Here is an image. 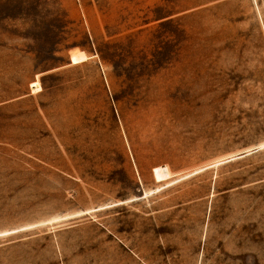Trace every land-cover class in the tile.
<instances>
[{
    "label": "rangeland",
    "instance_id": "rangeland-1",
    "mask_svg": "<svg viewBox=\"0 0 264 264\" xmlns=\"http://www.w3.org/2000/svg\"><path fill=\"white\" fill-rule=\"evenodd\" d=\"M0 264H264V0H0Z\"/></svg>",
    "mask_w": 264,
    "mask_h": 264
},
{
    "label": "bare ground",
    "instance_id": "bare-ground-1",
    "mask_svg": "<svg viewBox=\"0 0 264 264\" xmlns=\"http://www.w3.org/2000/svg\"><path fill=\"white\" fill-rule=\"evenodd\" d=\"M85 59H86V54L83 51H76L72 53L71 60L74 63Z\"/></svg>",
    "mask_w": 264,
    "mask_h": 264
}]
</instances>
